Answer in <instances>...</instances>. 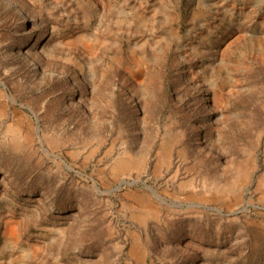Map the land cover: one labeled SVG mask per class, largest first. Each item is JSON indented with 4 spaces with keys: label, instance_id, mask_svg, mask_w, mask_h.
<instances>
[{
    "label": "rangeland",
    "instance_id": "obj_1",
    "mask_svg": "<svg viewBox=\"0 0 264 264\" xmlns=\"http://www.w3.org/2000/svg\"><path fill=\"white\" fill-rule=\"evenodd\" d=\"M0 264H264V0H0Z\"/></svg>",
    "mask_w": 264,
    "mask_h": 264
}]
</instances>
